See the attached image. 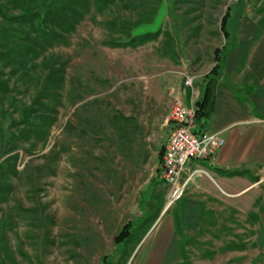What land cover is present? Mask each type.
<instances>
[{"label":"rangeland","instance_id":"1","mask_svg":"<svg viewBox=\"0 0 264 264\" xmlns=\"http://www.w3.org/2000/svg\"><path fill=\"white\" fill-rule=\"evenodd\" d=\"M23 1L0 3L19 14ZM78 1L66 43L18 70L0 47V264H264V165L235 169L252 182L242 192L229 181L230 196L195 167L204 172L168 205L159 161L171 100L190 99L187 76L202 92L228 7L242 38L259 28L264 0ZM19 27L0 17L10 42ZM52 67L60 85L47 80Z\"/></svg>","mask_w":264,"mask_h":264},{"label":"crops","instance_id":"2","mask_svg":"<svg viewBox=\"0 0 264 264\" xmlns=\"http://www.w3.org/2000/svg\"><path fill=\"white\" fill-rule=\"evenodd\" d=\"M264 16L261 14L260 17ZM248 36L233 38L222 53V72L216 81L215 104L204 128L219 132L224 145L211 157L195 162L204 167L223 194L230 196L229 181L248 186L249 177H229L218 169H255L264 165V17ZM257 26V27H258ZM256 27V28H257ZM235 88V89H234ZM189 102V98H184ZM203 164H202V163ZM244 188L242 192L249 190ZM207 192L218 193L213 188ZM180 252V251H179ZM170 258V257H169ZM168 258V259H169ZM171 259V258H170Z\"/></svg>","mask_w":264,"mask_h":264},{"label":"trees","instance_id":"3","mask_svg":"<svg viewBox=\"0 0 264 264\" xmlns=\"http://www.w3.org/2000/svg\"><path fill=\"white\" fill-rule=\"evenodd\" d=\"M43 5L45 11L41 12V6L36 0H24L20 7L19 14H16L11 12L6 4L0 3V17L11 24L16 23L20 25L19 29H16V32L22 34V37H20L21 40L18 38L10 42V40L16 38V36H9L5 29L4 32H2L3 30L0 31V41H2L0 42V47L7 50L3 53L5 57L4 61L7 64L10 63L9 65L14 67L15 65H20L16 70L23 68V66H27L29 58L32 55L38 56V50L46 51V49L53 47L56 43H66L68 36L76 29V25L80 23L79 21L83 17L82 9H79L80 6L82 7V2L78 0H57V2L53 3H48L46 0ZM95 6L97 7L98 3ZM230 21L231 13L230 7H228L221 20V30L227 43L215 50L216 64L210 70L209 77L202 89L201 98L197 102L198 110L196 112V117L198 121L206 120L214 108L216 81L222 72L221 55L228 48L229 44H233V42H231L232 31L228 28ZM148 37L150 36L142 37L139 41L144 42L148 40ZM10 43H13V46L10 47ZM7 46L10 48H7ZM58 72H60L59 68L52 67L47 78L48 82H53L55 80L54 84L60 85L62 79L60 76L57 78L56 74ZM4 86L5 82L0 79V90L2 93L8 89ZM44 92H46V90H44ZM165 148L166 147H163L159 152L160 162L163 159ZM217 171L229 177H235V175L246 176L249 173L246 170L221 171V169L218 168ZM0 191H3L1 185ZM4 200H6V196L0 195V202ZM180 215L181 214L178 212L174 216V225L176 232L182 235L183 227ZM130 236L131 233L128 223L116 236L115 241L116 243H120ZM180 250L182 252L181 246Z\"/></svg>","mask_w":264,"mask_h":264},{"label":"built area","instance_id":"4","mask_svg":"<svg viewBox=\"0 0 264 264\" xmlns=\"http://www.w3.org/2000/svg\"><path fill=\"white\" fill-rule=\"evenodd\" d=\"M185 85L191 90V97L188 103L180 99L171 100V130L160 162L161 178L169 188L168 205L184 195L195 175L204 172L192 169L191 165L213 156L225 143L219 132L202 127V122L196 117L197 102L202 92L192 75L185 78Z\"/></svg>","mask_w":264,"mask_h":264}]
</instances>
